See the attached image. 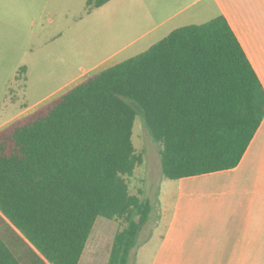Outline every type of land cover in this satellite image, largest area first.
Instances as JSON below:
<instances>
[{"label":"trees","instance_id":"trees-1","mask_svg":"<svg viewBox=\"0 0 264 264\" xmlns=\"http://www.w3.org/2000/svg\"><path fill=\"white\" fill-rule=\"evenodd\" d=\"M139 113L165 178L239 165L264 85L225 15L174 29L0 130V264H79L100 216L123 223L107 264H130L154 209L128 181L144 160Z\"/></svg>","mask_w":264,"mask_h":264},{"label":"rangeland","instance_id":"rangeland-1","mask_svg":"<svg viewBox=\"0 0 264 264\" xmlns=\"http://www.w3.org/2000/svg\"><path fill=\"white\" fill-rule=\"evenodd\" d=\"M88 0H0V130L70 90L88 76L147 50L172 30L213 19L209 0H110L89 6ZM207 8V13L205 9ZM99 67V68H98ZM133 142L144 160L128 176L131 193L153 205L149 222L140 232L130 264L155 263V256L169 227L178 180L161 172V144L150 135L139 113ZM192 187V186H191ZM185 197L180 214L202 207ZM121 220L100 216L91 242L102 236L96 260L90 252L82 264H107ZM213 232L199 235L211 243ZM94 251V247L92 249Z\"/></svg>","mask_w":264,"mask_h":264},{"label":"crops","instance_id":"crops-1","mask_svg":"<svg viewBox=\"0 0 264 264\" xmlns=\"http://www.w3.org/2000/svg\"><path fill=\"white\" fill-rule=\"evenodd\" d=\"M207 8H214L213 18L226 16L264 85V0H209ZM177 186L175 209L155 263L264 264V119L238 166L184 177ZM185 197L191 205L205 197V210L193 206L184 218L180 206ZM205 230L213 232L211 243L198 239ZM91 240L79 264L89 252L90 258L98 257L102 236L94 246Z\"/></svg>","mask_w":264,"mask_h":264},{"label":"bare ground","instance_id":"bare-ground-1","mask_svg":"<svg viewBox=\"0 0 264 264\" xmlns=\"http://www.w3.org/2000/svg\"><path fill=\"white\" fill-rule=\"evenodd\" d=\"M99 68V67H98Z\"/></svg>","mask_w":264,"mask_h":264}]
</instances>
